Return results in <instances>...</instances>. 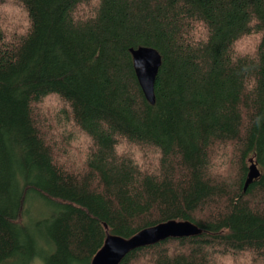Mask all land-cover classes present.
<instances>
[{
    "label": "trees",
    "instance_id": "16d2710c",
    "mask_svg": "<svg viewBox=\"0 0 264 264\" xmlns=\"http://www.w3.org/2000/svg\"><path fill=\"white\" fill-rule=\"evenodd\" d=\"M140 45L161 55L153 104ZM30 189L59 206L35 225L46 264H91L106 230L168 219L202 232L119 264H264V0H0V263L41 252L20 223Z\"/></svg>",
    "mask_w": 264,
    "mask_h": 264
},
{
    "label": "water",
    "instance_id": "95a60500",
    "mask_svg": "<svg viewBox=\"0 0 264 264\" xmlns=\"http://www.w3.org/2000/svg\"><path fill=\"white\" fill-rule=\"evenodd\" d=\"M133 68L139 86L145 99L155 102L154 83L161 64V55L157 49L140 45L130 48ZM260 174L257 163L249 158L247 175L243 190ZM106 227V225H104ZM202 232V228L187 219H168L144 227L131 236H122L106 230L102 246L93 255L91 264H119L122 258L131 250L157 243L169 237L195 236Z\"/></svg>",
    "mask_w": 264,
    "mask_h": 264
},
{
    "label": "rangeland",
    "instance_id": "374dc122",
    "mask_svg": "<svg viewBox=\"0 0 264 264\" xmlns=\"http://www.w3.org/2000/svg\"><path fill=\"white\" fill-rule=\"evenodd\" d=\"M8 8H13L11 6H7ZM7 19H4V25L8 24L10 19H12L14 16L11 13L10 9H7L3 11ZM7 13V14H6ZM21 24V23H20ZM56 99L50 98L49 96H46L44 98V101L41 103L43 106H47L51 110L55 112V106H56ZM58 131L60 129H67L68 127L64 126L63 128H57ZM70 138V137H69ZM70 149L73 150V153H70L71 157H75V159L80 158L83 156L81 153L80 155H77V153H80L83 151V148H86L87 145V138L84 137V135L80 134L78 137L74 138L72 136L70 138ZM74 147L76 150H74ZM69 149V150H70ZM77 152V153H76ZM133 155L135 158L140 159L141 153H139L137 150L133 152ZM217 164H219V159L217 161ZM59 209L58 203L54 200H49L46 196L41 194L40 192L30 189L24 198V204L22 209V216L20 219V223L24 224L30 231H35L37 233V249L40 250L39 254L35 255L28 263L26 264H46L45 258L47 255L52 253L54 251V247L51 243L47 242L45 238L41 235H39V231L36 230V223L39 222L42 219L48 218L55 212H57ZM0 264H20L19 261H17L14 258L9 259L6 262L0 263ZM221 264H234L230 261H222Z\"/></svg>",
    "mask_w": 264,
    "mask_h": 264
}]
</instances>
